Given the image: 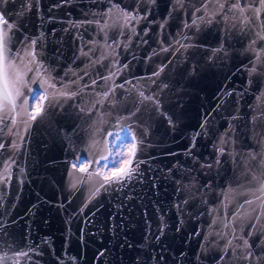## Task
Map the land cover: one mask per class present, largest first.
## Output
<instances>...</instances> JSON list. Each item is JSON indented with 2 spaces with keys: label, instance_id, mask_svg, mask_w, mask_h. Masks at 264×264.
<instances>
[{
  "label": "water",
  "instance_id": "1",
  "mask_svg": "<svg viewBox=\"0 0 264 264\" xmlns=\"http://www.w3.org/2000/svg\"><path fill=\"white\" fill-rule=\"evenodd\" d=\"M253 187L264 0H0V264H250Z\"/></svg>",
  "mask_w": 264,
  "mask_h": 264
},
{
  "label": "flooded vegetation",
  "instance_id": "2",
  "mask_svg": "<svg viewBox=\"0 0 264 264\" xmlns=\"http://www.w3.org/2000/svg\"><path fill=\"white\" fill-rule=\"evenodd\" d=\"M35 93L44 94L42 90ZM243 204L244 212L251 218L250 232L253 237L249 263L264 264V190L256 191L253 187L250 197L245 198Z\"/></svg>",
  "mask_w": 264,
  "mask_h": 264
},
{
  "label": "rangeland",
  "instance_id": "3",
  "mask_svg": "<svg viewBox=\"0 0 264 264\" xmlns=\"http://www.w3.org/2000/svg\"><path fill=\"white\" fill-rule=\"evenodd\" d=\"M41 96V93L34 92L30 97V106L33 113L40 105ZM109 140L111 153L98 164V169L104 174H110L121 169L126 164L132 148V139L127 130L112 133ZM86 162L87 159L82 157L78 164L81 166Z\"/></svg>",
  "mask_w": 264,
  "mask_h": 264
}]
</instances>
